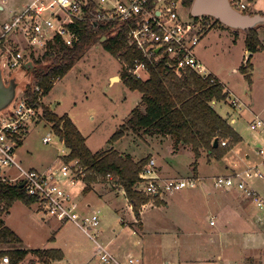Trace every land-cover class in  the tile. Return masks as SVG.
Here are the masks:
<instances>
[{
	"label": "rangeland",
	"instance_id": "1",
	"mask_svg": "<svg viewBox=\"0 0 264 264\" xmlns=\"http://www.w3.org/2000/svg\"><path fill=\"white\" fill-rule=\"evenodd\" d=\"M230 1L233 6L239 2L237 0ZM5 3L6 0H0V6ZM238 10L250 15H264L262 12L250 11L248 8ZM181 16L184 19L189 18L190 8H183ZM208 20L211 23L214 22L212 19ZM222 28L228 29L227 31L231 35L227 36L219 32ZM255 30L264 46V26ZM209 32L204 40H207L208 48L206 50L202 48L204 51L199 53V56L207 70H212L218 74L232 92H227L229 95L227 101L218 104L216 109L224 116L226 112H233L230 106H234L233 101H237V107H239L236 108V111L244 110L251 116L248 115V120L238 117L235 126L245 138L251 139L257 150L264 142V136L260 134L261 129L257 132L252 131L248 123L250 118H255L253 112L260 113L258 118L264 120V50L253 55L245 50L244 38L247 37L245 32L235 31L217 23L212 25ZM234 34H236L237 39L241 37L237 44L233 43L235 41ZM20 42H22L21 39ZM44 52L45 50L36 52V58L41 57ZM249 58L251 59L247 69L249 78H246L240 68L243 64L245 66L248 64ZM244 60H246L245 63H243ZM47 66L46 63L44 68L46 69ZM122 69L121 60L107 52L102 47V43L98 44L90 48L68 75L55 83L49 94L44 96L43 104L49 106L51 111L59 117L68 116L71 118L83 136L87 138V145L90 150L94 152L112 149L113 145L109 142L111 137L126 123L129 114L140 98L139 93H133L126 87L123 79L121 83H119L118 78L113 80V75L122 77ZM18 71L11 73L14 74ZM6 74L8 75L9 72L6 71ZM248 105L253 112L246 111ZM53 106H55L54 110L52 109ZM253 135L255 137L261 135L262 138L259 141H254ZM46 137H52L53 142L49 145L44 144L43 140ZM59 142V138L49 123L40 120L38 123L32 124L19 149V158L24 160L23 163L25 164L22 165L25 168L33 166L40 171L47 169L52 162L56 161L58 156H61V151L65 149V147L55 144ZM140 142L139 137L131 135L126 137L118 148L127 153H136L138 158L145 157L144 159L150 160L155 157L154 159L159 162V165L177 170L179 174L190 170L189 173L193 174L189 177L198 176L197 171L195 172L194 168L190 167V164L195 161L191 149L172 155L170 144L162 147L155 143L147 146ZM114 148L116 149V144ZM233 149L234 147L228 153ZM204 155H206L205 152ZM198 162V170L204 175L217 174L216 171L219 170V167H207L203 159H199ZM260 162L261 158L254 164ZM246 169L248 167L243 168L241 165L235 172ZM251 184L264 196V180L254 179ZM93 186V190L85 192L84 184L82 189L81 186L73 189V194L82 210L88 213L100 211L101 224L98 228L100 231L98 243L101 246L106 247L119 260H123L124 257L132 254L143 258L145 263L147 262L146 264H165L170 261V256L178 251L172 238L166 239L169 234H151L144 237L139 231L137 233L141 216L140 219L136 218L133 224L130 222L131 218L127 212L125 214L119 212L120 210H127L128 201L127 197H124L120 191L119 186L114 184V180L107 179L104 183L101 182ZM140 187L142 188V185ZM145 196L151 199L148 204H153L143 212V219L151 231L155 227H159V230L165 229V231L173 232L177 229L176 226L181 227L180 222L182 220L179 209L163 208L159 200L155 203L153 196ZM168 196L159 199L164 201ZM144 206L141 208V212ZM29 208L31 207L18 201L13 205L11 214L7 217L8 225L21 233L26 245H36L40 250L62 251L63 259L50 261L51 264H101L98 245L78 225L71 222L61 223L64 226L63 229L53 231L49 228V222L59 224L56 220L47 219L42 213ZM32 208L38 209V205L34 204ZM258 217H261V213ZM259 218H257L255 227L262 231L264 241V223H260ZM252 254L251 256L255 260L253 264H257V260L264 264V244L262 249H254ZM30 257L34 258L37 264H43L37 260L35 255Z\"/></svg>",
	"mask_w": 264,
	"mask_h": 264
},
{
	"label": "built area",
	"instance_id": "2",
	"mask_svg": "<svg viewBox=\"0 0 264 264\" xmlns=\"http://www.w3.org/2000/svg\"><path fill=\"white\" fill-rule=\"evenodd\" d=\"M93 3L96 15L91 16L88 13L89 0H33L9 20L0 22V63H4L10 75L31 61L36 52L46 50L56 37H60L66 46H74L79 35L71 26L83 22H108L118 28L126 27L129 48L142 55V58L135 59L133 66L123 63V67L137 79L147 80L151 68L160 62H166L178 77H182L185 71H193L203 78L211 76L199 59L197 48L214 25L208 20L215 21L213 18L191 15L182 18L181 10L186 7L181 0H93ZM234 7L247 9L241 2ZM32 91L38 94L37 101L31 103L23 93L11 112L0 115V183L19 186L25 195L35 199V205L46 218L74 223L97 242L100 211L88 213L82 210L73 194V189L85 184L87 167L79 159L65 160L70 154L65 143L60 139L55 143L65 149L47 169L40 171L22 165L19 149L31 125L38 123L42 115L40 105L43 104L44 91L37 83ZM233 104L237 106V101ZM251 128L256 132L259 129L264 131V122L257 118ZM52 142V137L43 140L46 145ZM257 155L261 158L260 163L229 177L215 178V187L237 188L258 208L261 213L259 221L263 224L264 196L251 182L264 180V144L257 149ZM156 169V162L150 160L140 173L139 192L163 198L195 188L200 182L195 177L163 180L156 176ZM107 179L113 180V176L109 175ZM123 194L126 195L125 190ZM98 247L101 264H142L141 259L132 254L123 263L106 247L100 244ZM1 264H10L9 257H4Z\"/></svg>",
	"mask_w": 264,
	"mask_h": 264
},
{
	"label": "trees",
	"instance_id": "3",
	"mask_svg": "<svg viewBox=\"0 0 264 264\" xmlns=\"http://www.w3.org/2000/svg\"><path fill=\"white\" fill-rule=\"evenodd\" d=\"M186 8H191L194 0H181ZM89 15H96L95 4L89 0ZM214 23L220 24L218 21ZM79 35V41L72 47L66 46L60 37L49 43L44 54L32 59L35 65L33 76L37 85L48 95L60 79H63L83 59L87 51L96 46L103 38L102 47L112 56L119 58L129 67L135 59L142 58L133 52L128 45L127 28H118L108 22H83L71 26ZM246 48L253 55L264 50L255 29L245 32ZM251 58V57H250ZM248 64L241 66L242 73L249 78ZM48 64L45 69V64ZM122 79L126 87L141 95L140 104L131 112L126 123L122 125L110 139V144L124 138L127 133L140 135L171 136L174 140V150L190 148L194 153V171H197L198 160L205 154L209 159L222 160L230 149L239 144L242 139L227 121L215 110L212 103L226 102L229 95L218 78L211 75L203 78L193 71H185L182 77L176 76L167 66L160 62L152 67L147 80H139L128 68L122 69ZM25 94L31 103L37 101L38 94L28 87ZM42 108L41 120L49 123L56 136L65 143L70 154L66 161L79 159L87 167L85 192H90L94 184L107 181L113 176L114 184L125 190L127 199L140 219L141 208L151 199L137 190L140 183V173L149 163L148 158L136 162L132 156L123 154L112 147L108 151L92 152L76 124L68 116L59 117L49 106ZM218 144L215 145V142ZM227 143V147L223 146ZM155 203L159 197L153 196ZM23 202L31 207L35 199L25 195L19 186L0 183V264L4 257H9L10 264H22L28 257L35 255L43 264L50 261H61L63 253L60 250H33L16 248L22 245V239L6 225L5 217L16 202ZM160 205V202H158ZM32 262L37 264L33 258ZM255 262L251 258L250 264ZM257 264H263L257 260Z\"/></svg>",
	"mask_w": 264,
	"mask_h": 264
},
{
	"label": "crops",
	"instance_id": "4",
	"mask_svg": "<svg viewBox=\"0 0 264 264\" xmlns=\"http://www.w3.org/2000/svg\"><path fill=\"white\" fill-rule=\"evenodd\" d=\"M32 1L33 0H6V3L0 6V22L9 20L14 13L22 10ZM237 1L245 4L247 8L250 9V11L255 10L264 13V0H237ZM227 30L226 28H222L219 30V32H222L223 34L230 36L231 34ZM207 35L204 37V39L201 40L200 42L201 46L199 45L200 48L201 49L203 48L204 50L208 48L206 45L207 40L204 41ZM234 36H232L235 38V41H233V43L237 44V42L241 39V37L237 39L236 34H234ZM244 40L246 42V37L244 38ZM200 48H197V54L199 59L201 60L199 53H203L204 50L202 49L201 52ZM245 50H247V48H245ZM245 62L246 60H244L243 63ZM208 72L220 80V82L224 85L226 92H231L229 87L220 79L218 74H216L212 70ZM112 77L113 80H116L118 78L119 83L122 82V77L117 75H113ZM133 93H137V92H133ZM237 100L239 101V99ZM140 102H141V95L133 110L140 104ZM220 103H225V102L213 101L212 105L216 111H217L216 106ZM230 107H232L233 112L230 111L226 112L224 116L221 115L218 111L217 112L227 121L228 125L235 130V132L241 137L242 141L239 144H237L234 147V149L231 152H229L220 161L209 159L208 156L206 155L200 158L204 160V163L207 167H213V166L219 167V170L216 171L217 174L204 175L198 170L197 167L198 176L196 175L194 176H196L195 178H198L200 182L195 188L186 189L179 193L171 194L164 201L159 199L163 208L164 207L169 209L176 208L180 210V215L182 220L180 222L181 227L176 226L177 229L173 231L174 233L165 231V229L159 230L158 229L159 227H155L153 231H151V228L147 226V223L143 219V212L153 204H148L144 206L143 211L141 212V220L138 223L139 227L137 233L139 231L141 235L144 237L149 236L151 234H164V235L169 234L166 236V239L169 240V237H171L174 242V245H176L178 248V251L174 252L170 256L171 257L170 261H167V263L165 264H250L251 258H253V256H251L253 255L252 251L254 249L263 248L264 241H263L262 231L257 227H255L257 218H259L258 216L260 214L258 208L254 204H252L251 200L246 198L245 195L242 194L237 188L219 189L215 187V178L229 177L236 172H241V171L235 172V170L239 166L242 165L243 168L245 167L250 168L252 165H254L255 162L260 160V158L257 157L258 156L257 150L255 149V145L252 144L251 139L245 138L241 134L240 130H238L237 127L235 126L238 122V117L245 118L246 120H248L247 117L251 115L245 112L244 110L236 111V108H238L239 106L234 107L231 105ZM246 109H248L246 111L253 112L250 105H248ZM259 114L260 113L257 114L253 112V117L255 116V118H250L248 123L249 128L251 130H252L251 125L258 118ZM261 120L264 122L263 119ZM261 132L260 134L262 135L264 131L261 130ZM131 135H133L134 137H139L141 139L140 143L146 144L147 146L153 145V143L161 145L162 147L168 146L170 144V146H172L171 149L172 155H176L184 150H190V148H186V149L182 148L179 151H175L174 140L171 136H160V135L151 136V135H145L143 133H141L140 135H136L129 132L127 133L125 138ZM261 135L257 137L253 135L255 137L254 141L255 140L259 141L262 138ZM124 139L115 143L117 151L119 150V152L123 154H128L132 156V158H134L135 161H141L142 159L145 158V157L138 158L136 156V153L134 152H133L134 154H131V153H127L125 150L119 149L118 147ZM263 144L264 142L261 145ZM225 146H227V143ZM154 158L150 160H154L156 162V167H157L156 176L160 177L163 180L172 179V178H189V176L193 174L191 172L189 173L190 170H188V172L186 173L179 174L177 170L171 169L167 166L164 167L163 165H159V162L156 161ZM56 161L52 162L51 165H53ZM21 162L23 165H25L23 163L24 160H21ZM194 162L190 164V167H193ZM197 164L199 166V162ZM29 168L37 169L33 166H30ZM179 175L183 177H180ZM119 188L121 189L120 191L123 194L124 189L121 187ZM81 189H82V185H81ZM123 195L124 197H127L125 194ZM127 201H128L127 210L126 211L120 210L119 212H121V214H125V212H127L131 218L130 222L131 223L133 222L134 224L136 220V216L128 199ZM11 209L9 214L5 217L6 225L10 229H12L13 227L11 228L8 225L7 217L11 214ZM29 209L30 210L32 209L34 211L37 210L39 213H41L39 209L32 208V206ZM212 221L214 222L213 225L211 224ZM49 223H50L49 228L53 231L63 229L64 227L63 225H61L60 222H58L59 224H57L56 222H54V224L53 222H49ZM131 226L136 227L133 225ZM12 230L23 241L22 245L16 248L40 250V248H38L36 245H31V246L28 244L26 245L24 242L25 240L21 235V233L19 231H16L15 229ZM97 243L98 240L96 244ZM139 259H141L142 264L147 263V262L145 263L143 258H139ZM32 260L33 258L28 257L22 264H34ZM125 260L126 258L124 257L123 260H119V261L125 263Z\"/></svg>",
	"mask_w": 264,
	"mask_h": 264
},
{
	"label": "water",
	"instance_id": "5",
	"mask_svg": "<svg viewBox=\"0 0 264 264\" xmlns=\"http://www.w3.org/2000/svg\"><path fill=\"white\" fill-rule=\"evenodd\" d=\"M190 15L208 16L229 29L241 32L264 26V15L243 13L233 6L230 0H194ZM34 69L35 65L31 60L23 68L18 69V72L7 75L4 63H0V115L11 112L18 97L36 83ZM54 108L53 106L52 109ZM217 144L218 141L215 142V145Z\"/></svg>",
	"mask_w": 264,
	"mask_h": 264
}]
</instances>
